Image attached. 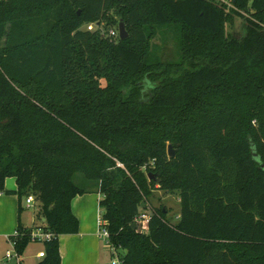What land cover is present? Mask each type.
<instances>
[{"label":"trees","instance_id":"trees-1","mask_svg":"<svg viewBox=\"0 0 264 264\" xmlns=\"http://www.w3.org/2000/svg\"><path fill=\"white\" fill-rule=\"evenodd\" d=\"M230 1L0 0V194L17 195L18 222L32 195L54 233L36 264H61L87 192L121 264H264V0ZM233 14L243 31H226ZM168 26L175 60L151 43ZM154 184L178 191L176 223L147 205Z\"/></svg>","mask_w":264,"mask_h":264},{"label":"crops","instance_id":"crops-1","mask_svg":"<svg viewBox=\"0 0 264 264\" xmlns=\"http://www.w3.org/2000/svg\"><path fill=\"white\" fill-rule=\"evenodd\" d=\"M15 188V181H7L5 184L6 190H14ZM100 199L101 196L98 192H87L73 198L71 209L75 217L78 219L79 228L76 233L59 235L58 242L61 264H100L109 262L106 251L110 252L111 250L102 242V239L98 235L99 225L97 223L100 217ZM36 219L37 217L35 214L30 223H23L21 222L20 216L19 222L23 227L31 230L42 226L41 222L44 221V218H41V221L37 222L34 221ZM19 222L17 195L13 193L0 194L1 262L7 246H9L6 237L10 235L12 231L17 230ZM28 244L21 254V262L22 264H36L43 258L39 257L38 254L39 252L44 251V243H42L40 249H34L31 253L30 249L28 250ZM103 245H105V247H103Z\"/></svg>","mask_w":264,"mask_h":264},{"label":"rangeland","instance_id":"rangeland-1","mask_svg":"<svg viewBox=\"0 0 264 264\" xmlns=\"http://www.w3.org/2000/svg\"><path fill=\"white\" fill-rule=\"evenodd\" d=\"M111 26L114 25V18H111ZM118 20V18L116 19ZM119 21H117L116 26H118ZM94 29V27L92 28ZM161 31L157 32V34L154 36V38L151 39V43L156 51V55L161 57L165 60H175L178 56V45H177V38L173 31L172 26L168 27H161ZM226 31H243L244 30V19L236 14H233L232 16V22L226 24ZM118 31V30H117ZM168 146V145H167ZM167 146H166V153H167ZM13 177H8L5 179V184L7 181H15L13 180ZM153 179V178H152ZM150 189V194L148 197L147 205L149 208L151 207H163L167 214L166 218L170 223H176L179 217L180 213V202H179V193L178 191H168L164 190L159 186L158 184L154 185H148ZM24 205H26L24 203ZM36 213V206L30 205L29 207H24L23 211L21 212V222L23 223H30L31 220H33L34 215ZM34 221H38L37 219ZM98 224V223H97ZM34 226V225H32ZM14 231H12L10 234H12ZM99 232V231H98ZM102 242L106 245V243L102 240ZM42 241H30L28 244V250L30 249V253L32 250H37L42 247ZM103 245V247H105ZM9 248V246H7ZM107 250V248H106ZM111 252V253H110ZM106 251V254L108 255V261L112 262L114 260V255L111 251ZM29 253V254H30ZM119 253H123L122 250L119 251ZM119 255V254H118ZM1 260V259H0ZM1 262V261H0ZM1 264V263H0Z\"/></svg>","mask_w":264,"mask_h":264},{"label":"built area","instance_id":"built-area-1","mask_svg":"<svg viewBox=\"0 0 264 264\" xmlns=\"http://www.w3.org/2000/svg\"><path fill=\"white\" fill-rule=\"evenodd\" d=\"M213 1L219 5L225 6L226 8H232L234 6L230 0H213ZM261 25L264 28V22ZM93 27H94L93 24H88L86 26L87 29H92ZM109 35H111L112 37H116L118 36V31L110 29ZM33 202H34L33 196L28 195L25 199L26 207L33 205ZM150 214H151L150 211L142 210L134 217V223L136 224V228L138 229V231L144 233L148 232V222L151 216ZM103 224L104 222L100 216L98 219V225H99L98 235L106 243V245L110 248V250L113 251L112 254L115 257L112 263L121 264L117 251L114 250V248H112L108 242L109 233L103 227ZM28 235L30 240L42 241V242L49 241L53 239V237L55 236L52 231L45 230L42 227L31 229ZM18 236H20V232L18 230H15L12 234L6 237L9 244V248L6 249L1 264H22L21 255L19 254L16 248V239ZM38 255L39 257H43L44 251L39 252Z\"/></svg>","mask_w":264,"mask_h":264},{"label":"water","instance_id":"water-1","mask_svg":"<svg viewBox=\"0 0 264 264\" xmlns=\"http://www.w3.org/2000/svg\"><path fill=\"white\" fill-rule=\"evenodd\" d=\"M118 36H119V38L121 40L127 38V36H128V33H127L126 29H125V25H124V23L122 21H119V23H118ZM173 154H174V150L172 149L171 144H168V146H167V155H168V157L173 156ZM262 167L264 168V166H262ZM154 176H155V174L147 173V178L149 180H151ZM142 207H143V204H142ZM132 227L135 229L136 228V224L133 223Z\"/></svg>","mask_w":264,"mask_h":264}]
</instances>
